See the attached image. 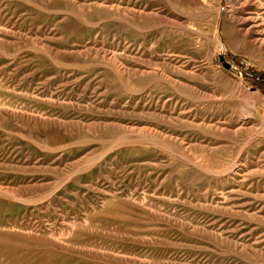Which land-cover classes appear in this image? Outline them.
<instances>
[{
	"label": "rangeland",
	"instance_id": "1",
	"mask_svg": "<svg viewBox=\"0 0 264 264\" xmlns=\"http://www.w3.org/2000/svg\"><path fill=\"white\" fill-rule=\"evenodd\" d=\"M262 128L264 0H0V264H264Z\"/></svg>",
	"mask_w": 264,
	"mask_h": 264
},
{
	"label": "bare ground",
	"instance_id": "2",
	"mask_svg": "<svg viewBox=\"0 0 264 264\" xmlns=\"http://www.w3.org/2000/svg\"><path fill=\"white\" fill-rule=\"evenodd\" d=\"M246 4V3H245ZM263 129V128H262ZM258 134V133H257ZM256 134V135H257ZM259 134H262V136H263V138H264V129L262 130V131H259ZM258 134V135H259ZM242 164V163H241ZM200 166H201V168H202V170H204V172L206 171V172H208V171H210V167L209 166H205V165H202L201 163H200ZM240 166V165H239ZM212 169V168H211ZM213 170V169H212ZM212 172V171H211ZM240 173V172H239Z\"/></svg>",
	"mask_w": 264,
	"mask_h": 264
},
{
	"label": "water",
	"instance_id": "3",
	"mask_svg": "<svg viewBox=\"0 0 264 264\" xmlns=\"http://www.w3.org/2000/svg\"><path fill=\"white\" fill-rule=\"evenodd\" d=\"M248 76V75H247ZM249 77H251V76H249Z\"/></svg>",
	"mask_w": 264,
	"mask_h": 264
}]
</instances>
